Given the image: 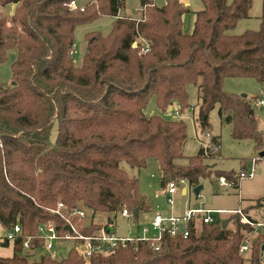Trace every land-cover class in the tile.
<instances>
[{"label":"trees","instance_id":"obj_1","mask_svg":"<svg viewBox=\"0 0 264 264\" xmlns=\"http://www.w3.org/2000/svg\"><path fill=\"white\" fill-rule=\"evenodd\" d=\"M70 1L0 0L2 6L15 4L12 14L0 15V62L9 50L18 52L11 83L0 80V223L8 231L22 227L14 254L0 256V264H264L258 244L247 257L240 254L250 227L238 213L228 217L232 226L223 228V219H217L200 229L191 223L187 237L165 234L158 248L153 241L135 240L86 259L74 241L62 259L51 254L29 259L43 247L41 223H53L61 234L68 218L81 234L99 229L93 219L71 217L74 208L90 210L92 217L107 214L113 226L123 208L132 213L137 208L139 215L153 210L139 178L123 162L140 169L155 159L164 187L185 180L194 188L212 175L236 178L234 170L205 161L218 152L206 153L201 146L186 156L185 121L146 115L151 96L163 112L175 102L184 109L190 106L187 86L194 84L203 128L218 106L233 139L252 140L255 149L264 139L254 107L259 96L224 88L226 77L264 83V14L258 30L229 33L249 17L252 0H201L191 33L183 30V16L191 10L181 0L162 6L146 0L139 17L119 15L124 0H96L83 9L71 8ZM102 14L115 18L111 29L106 35L87 33L77 66L75 29ZM146 44L149 50L142 52ZM211 141L220 146L218 136ZM263 201L251 207L264 206ZM30 235L34 239L26 250L23 242Z\"/></svg>","mask_w":264,"mask_h":264},{"label":"rangeland","instance_id":"obj_2","mask_svg":"<svg viewBox=\"0 0 264 264\" xmlns=\"http://www.w3.org/2000/svg\"><path fill=\"white\" fill-rule=\"evenodd\" d=\"M96 0H76L79 6H85ZM143 0H124V5L120 9L121 14H129L132 17H139L142 10ZM146 1V0H144ZM157 5L162 6L166 0H153ZM231 1V0H229ZM189 5L192 12L186 13L183 19V25L189 27L193 19V11L200 10L203 7L201 0H183ZM15 9V4L9 3L4 6L0 5V15L12 14ZM264 14V0H252V7L249 11V17L240 19L236 26L229 31L230 34H240L246 30H258L260 28L261 16ZM114 17L107 14H102L96 17L89 23L80 24L74 32V61L77 66L83 62L86 51V35L91 31H99L103 35L109 33ZM17 50L11 49L7 52L6 59L0 62V80L5 84H10L12 79V63L17 58ZM224 88L226 91L234 94H247L248 97L264 95V83H259L255 78L250 77H226L224 79ZM189 107L181 109L180 105L175 102L171 110L162 111L155 100V96H151L144 108L146 115H162L167 119H183L187 125V140L184 145V154L186 156L195 155L198 153L201 146H206L212 136L220 138V153L214 160L213 167L221 171L235 170L239 172L243 165H248L253 169V176L244 177L239 182V188L232 186H220L218 184V176L202 178L200 184L202 189L197 195L194 188L189 186L185 180L179 181L178 191L175 194V202L170 204L165 196V187L162 181V173L159 169L158 162L150 158L147 165L143 168L129 166L123 162V167L131 176H137L140 181V192L147 196L148 200L153 205V209L159 210L163 214L183 213L187 207L201 205L205 208L222 210L234 209L240 206L255 205L259 198H264V156L259 155L260 151H264L263 144L259 149L254 148L252 140H235L231 137V126L221 120L218 106L210 111L208 125L203 128L197 121L198 113V87L194 84L187 86ZM196 107L194 108V106ZM255 112L259 119L260 126H264V108L261 110L254 103ZM178 112V113H175ZM207 132L211 135L207 136ZM56 137V130L52 131V139ZM219 151V150H218ZM217 151V152H218ZM213 159L207 158L205 161L209 164ZM185 161V160H182ZM186 186L188 192L186 195L181 193L180 188ZM240 198H243L240 201ZM87 211V220L93 219L99 226L107 217V214H96L92 218V212ZM251 213L257 218L264 215V207H252ZM231 212L214 213L216 219L222 220L230 216ZM145 222L139 225H148L151 219V212L147 213ZM261 220V219H260ZM230 222V221H229ZM135 218H126L118 214L114 219L115 233L120 236L128 234H137V225ZM229 224V223H228ZM229 226H232L229 224ZM200 229V224H198ZM8 230L0 223V256L9 257L14 254L13 243H4ZM74 240L66 239L55 241V252L53 257L56 259L64 258L70 249L74 246ZM42 254H50V252L42 247L29 256L30 260H39ZM247 257V256H246Z\"/></svg>","mask_w":264,"mask_h":264},{"label":"built area","instance_id":"obj_3","mask_svg":"<svg viewBox=\"0 0 264 264\" xmlns=\"http://www.w3.org/2000/svg\"><path fill=\"white\" fill-rule=\"evenodd\" d=\"M69 5L71 8H84L83 6H79L76 0H71ZM148 50L149 45L146 44V46L142 49V52H146ZM256 104L264 107V95L260 96V98L256 101ZM207 136L210 137L211 135L207 132ZM203 147L206 153L217 152L220 149V146L214 144L211 139L207 145ZM248 176H253V169L248 168L246 170H241L236 175L235 179H229L226 176H220L219 182L224 186L234 187L235 184L240 182L242 178ZM178 187L179 183L175 181H171L165 186V196L168 203L173 204L175 202L174 196L178 191ZM63 207L64 204L60 203L59 209ZM218 212L228 211L214 210L197 205L187 207L183 213L175 214L172 212L171 214L167 215L163 214L159 210L153 209L151 211V219L148 225H139L141 222H145L146 220L147 213H143L142 215L144 216V220H141L140 218L139 220H136V223H138L136 224L137 234H128L125 236H120L115 233V227L109 223L108 217L104 219L99 229L87 234H81L78 232L77 227L71 222V219L68 218L67 222L69 224L66 226H71L72 231L65 229L64 234H61L53 223L45 222L39 224L38 226V237L44 240L43 247L46 248L51 255H53L55 252V241L72 239L78 243L77 248L84 254L85 258L89 259L96 252L103 254L109 253L115 248L125 246L128 242L135 240L153 241L154 244H156V248H158L159 242L162 240L165 234H169L170 236L182 235L183 237H187L191 232V223H193V225L198 228V224L201 225L202 223L215 222L217 219L215 216H213V214ZM230 212L238 213L240 215V222L250 227V229L245 231L243 240L240 244V254L246 256L250 255L254 244H258L260 258L264 263V219H256L244 212L242 208H238ZM119 214L126 218H135V215L127 208H123ZM70 216L77 217L79 220H87V211L84 208H74L71 211ZM109 228H112V230L109 231ZM21 232L22 227L19 224H16L13 229L7 232L5 239L8 242L14 243L17 236L21 234ZM33 239L34 237L30 235L26 238V240H24L23 246L26 250L31 249V242Z\"/></svg>","mask_w":264,"mask_h":264},{"label":"crops","instance_id":"obj_4","mask_svg":"<svg viewBox=\"0 0 264 264\" xmlns=\"http://www.w3.org/2000/svg\"><path fill=\"white\" fill-rule=\"evenodd\" d=\"M181 1H183V0H181ZM188 5V4H187ZM196 11H198V10H196ZM196 11H193V19H192V23H191V25L187 28V27H185L184 25H183V30H184V32H186V33H191L192 31H193V28H194V23H195V19H196V15H195V12ZM190 12H192V11H190ZM119 15H123V14H121L120 12H119ZM124 15H129V14H124ZM185 16H186V13L184 14V16H183V19L185 18ZM261 96V95H260ZM260 96L258 97V99L260 98ZM257 106H259L260 107V109L262 110L264 107L263 106H260V105H257ZM171 107H173V105L171 106ZM196 107V105L194 106V108ZM209 122V121H208ZM261 128L263 129L264 128V126L262 127L261 126ZM213 137V136H212ZM219 140H220V138H219ZM221 147V146H220ZM219 154H221L220 153V149H219V151H218V153H217V155L215 156V157H213L212 159V161H211V163H209V164H211V165H213V164H215V158L219 155ZM248 168H250L248 165H243L242 166V168H241V170H246V169H248ZM240 170V171H241ZM235 171V170H234ZM239 171V172H240ZM236 173V175L239 173V172H237V171H235ZM218 182H219V179H218ZM240 185V184H239ZM220 186H224V185H222L220 182L218 183V184H216L215 185V188H219ZM235 187V186H234ZM240 186H238V188H239ZM235 188H237V187H235ZM187 192H188V189H187V187L186 186H183L182 188H181V193L183 194V195H186L187 194ZM259 199H261V198H259ZM243 200V198H240V201H242ZM263 200H264V198H263ZM264 202V201H263ZM252 206V204L250 205H246V206H240V207H238V208H242V209H244V208H249V210L247 211V213L250 215V216H252V217H254V218H256V219H264V215H263V217H261V218H257L256 216H254L252 213H251V207ZM251 207V208H250ZM264 207V206H263ZM238 208H234V209H223V210H226V211H228V212H230V211H233V210H235V209H238Z\"/></svg>","mask_w":264,"mask_h":264},{"label":"water","instance_id":"obj_5","mask_svg":"<svg viewBox=\"0 0 264 264\" xmlns=\"http://www.w3.org/2000/svg\"><path fill=\"white\" fill-rule=\"evenodd\" d=\"M144 2H145V1L143 0L142 3H144ZM242 95H243L244 97L247 96V94H242ZM171 109H172V107L169 108V110H171ZM259 155H260L261 157H263V156H264V151H260V152H259ZM201 189H202V185L199 184L198 186L194 187L193 190H194V192L198 195ZM133 214H134L135 216L139 215V211H138L137 208H135V209L133 210ZM139 216H140V219H141V220H144V216H143L142 214H140ZM229 221H230L229 218L223 219V220H222V227L225 228V227L227 226V224L229 223ZM66 229H68L69 231H72L71 226H66ZM110 230H112V228H109V231H110ZM263 248H264V246H263Z\"/></svg>","mask_w":264,"mask_h":264}]
</instances>
